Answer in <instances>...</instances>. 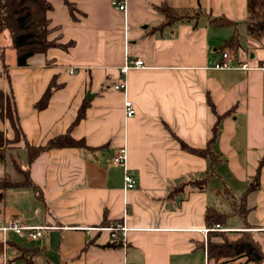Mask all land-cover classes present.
Here are the masks:
<instances>
[{
    "label": "crops",
    "instance_id": "obj_1",
    "mask_svg": "<svg viewBox=\"0 0 264 264\" xmlns=\"http://www.w3.org/2000/svg\"><path fill=\"white\" fill-rule=\"evenodd\" d=\"M49 1L57 27L50 39L73 46L49 48L20 67L11 38L0 34V90L22 131L0 156V178L23 181L28 170L33 182L2 191L0 223L58 228L37 240L9 232L4 242L0 233V264H29L26 257L32 264H214L208 247L220 232L251 231L264 251V69H216L224 52L235 53L224 46L234 28L214 27L208 18L244 21L247 0H126V11L112 0ZM163 4L201 14L155 31L164 21L156 7ZM243 27V53L233 64L263 66L264 43L250 40ZM128 58L149 67L122 75ZM123 80L126 91L116 90ZM52 84L48 106L36 108ZM126 98L134 117H126ZM0 129L15 139L1 110ZM68 132L85 146L55 148L29 161L27 143L45 145ZM182 143L209 148L219 160ZM123 146L126 166L113 161ZM126 172L136 187L125 189ZM256 176L260 188L246 194ZM239 200L244 214L235 211ZM208 209L225 214L221 226L229 231L206 232L216 225H207ZM122 219L130 228L126 249L109 231L90 230Z\"/></svg>",
    "mask_w": 264,
    "mask_h": 264
},
{
    "label": "trees",
    "instance_id": "obj_2",
    "mask_svg": "<svg viewBox=\"0 0 264 264\" xmlns=\"http://www.w3.org/2000/svg\"><path fill=\"white\" fill-rule=\"evenodd\" d=\"M72 15L75 12V6L66 1ZM52 9V4L49 0H0V34L9 32L12 40V47L17 51L18 66L23 67L28 64V60L38 54H44L49 48L61 47L68 49L74 45V41L63 44L58 40L59 36L50 39V35L53 31L57 30V27L52 26V21L48 17L49 10ZM157 11L164 15V21L154 28L155 31L163 30L166 27H170L175 23L183 20H191L200 16L201 12L190 10H179L173 8L168 4H163L156 7ZM197 13V14H196ZM209 25L217 28L234 27V32L230 38L225 42L224 46L230 48L233 52L243 48L242 35L239 27L241 25L246 27L247 35L255 43H264V0H247V16L244 21H235L226 17H213L208 16ZM0 49L3 47L0 44ZM5 75L10 78L9 67L6 64ZM56 87L52 84L47 89L42 99L36 104V108L44 109L48 106L52 94ZM86 105H83L76 122L84 117V110ZM0 110L2 117H7L11 121L16 131V137L14 140H8L5 137L4 132L0 129V156L3 157V151L12 143L17 142L21 135V127L19 124V116L13 109L9 96L3 90H0ZM217 133V130L216 132ZM183 146L190 151L208 156L213 162H217L219 157L216 156L212 150L197 149L182 143ZM85 143L83 140H76L70 134V132L59 135L52 138L47 144L34 146L27 143L28 158L32 162L40 153L52 150L55 148L63 147H79L83 148ZM25 179L23 181H15L9 176L0 178V198L2 197V191L20 186H33V182L29 176L28 170H23ZM260 188L259 177L256 176L254 180L249 184L246 194L256 191ZM244 200V199H243ZM243 200H239L234 203L235 211L240 214H244L245 204ZM234 201V198L233 200ZM226 222L225 214L219 213L215 210L208 209L206 213V223L211 226L213 224H224ZM217 234V233H216ZM239 238H230L227 233L220 232L218 235L225 237L224 243L215 244L209 243L208 253L209 258L214 264H221V260H234L237 258H246V262L243 264H249L254 262L255 264H264V251L259 241L254 237L251 231H242ZM23 253L30 249L19 248ZM3 250V244L0 240V253ZM35 250V249H32ZM25 256V255H24ZM26 257V256H25ZM26 261L29 264L33 263L32 258L26 257ZM223 264V263H222Z\"/></svg>",
    "mask_w": 264,
    "mask_h": 264
},
{
    "label": "built area",
    "instance_id": "obj_3",
    "mask_svg": "<svg viewBox=\"0 0 264 264\" xmlns=\"http://www.w3.org/2000/svg\"><path fill=\"white\" fill-rule=\"evenodd\" d=\"M112 4L114 7L121 11L127 10V4L126 0H112ZM243 53L242 49H238L235 51V53L231 54L230 52H224L223 53V59L222 61L218 62L215 65L216 69H231V68H242L246 70L260 68L264 69L263 66H256L252 67L248 63H239L238 65L233 64V60L236 56H240ZM149 67L145 60L142 58L137 59H127V62L125 65L121 68V74L125 75L129 69L132 68H147ZM75 69H71V72L73 73ZM116 90L120 91H126V81L123 80L122 82L116 84L114 86ZM125 113L127 118L134 117L136 115V108L133 103V101L129 98H126L125 100ZM113 161L116 164L126 166L127 163V148L126 146H123L120 148L119 152L115 155L113 158ZM125 189H131L136 187L137 180H135L128 172L125 174ZM126 214V213H125ZM58 228V226L53 225H25L20 222L18 219H10L6 223H0V233L4 235V242L6 241V235L9 232H14L18 235L24 236L28 238L29 240H37L40 237L43 236L44 232L49 229H55ZM92 229H103L110 232L111 237L113 240L120 244L121 247L126 249L128 247V232L129 227L126 224L125 219L116 221L111 223L110 225H107L105 227L101 228H90ZM209 231H229V229L223 228L220 224H216L214 227L210 229H206V232ZM207 240V239H206ZM131 264H137V263H131ZM228 264V263H224Z\"/></svg>",
    "mask_w": 264,
    "mask_h": 264
},
{
    "label": "rangeland",
    "instance_id": "obj_4",
    "mask_svg": "<svg viewBox=\"0 0 264 264\" xmlns=\"http://www.w3.org/2000/svg\"><path fill=\"white\" fill-rule=\"evenodd\" d=\"M234 28V27H233ZM9 37H10V34L9 32H6ZM242 33L244 34H247V30H246V27H243L242 28ZM241 236V234H238V235H232V234H228V237L230 238H239ZM225 241V237L223 235H216L212 240H211V243H215V244H221V243H224ZM246 262V258H237V259H234V260H221V264L223 263H228V264H243ZM249 264H255L254 262H251Z\"/></svg>",
    "mask_w": 264,
    "mask_h": 264
},
{
    "label": "water",
    "instance_id": "obj_5",
    "mask_svg": "<svg viewBox=\"0 0 264 264\" xmlns=\"http://www.w3.org/2000/svg\"><path fill=\"white\" fill-rule=\"evenodd\" d=\"M252 57H254V54L252 53Z\"/></svg>",
    "mask_w": 264,
    "mask_h": 264
}]
</instances>
